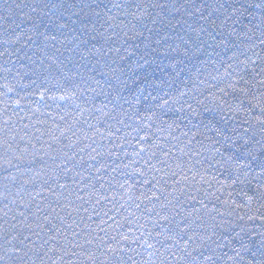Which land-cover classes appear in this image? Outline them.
<instances>
[{
  "label": "snow or ice",
  "instance_id": "obj_1",
  "mask_svg": "<svg viewBox=\"0 0 264 264\" xmlns=\"http://www.w3.org/2000/svg\"><path fill=\"white\" fill-rule=\"evenodd\" d=\"M149 9H158L159 12L154 15ZM147 19H151L153 24L159 23L158 29H147L151 33L150 36L144 35ZM77 23L79 27H76ZM97 24L101 27L107 25L111 29L108 35L104 32L98 33L104 37L105 43H111L107 51L102 46H93L89 55L94 58V63L84 65V71H80L81 66L76 57L79 55V60L86 59L84 53L80 52V45L87 48L89 43V40L82 37L90 31H95ZM22 25H30V28L22 30ZM121 32L125 40L143 37V40L147 41L143 51H140L139 44L134 46L139 52L138 59H133L134 67L128 63L117 62H126L136 55L135 52H129L127 48L122 49L117 45ZM54 33H59V46L49 43L58 40ZM24 37L25 44H20ZM96 38V35H92L89 39ZM33 44L35 49L31 53L24 51L25 45L31 48ZM14 45L20 46L13 47ZM0 47V58H3V63L0 64V78L7 81L8 75L12 74L10 65L13 64V57L17 61H27V65L22 63L21 66L27 68L24 75L28 76L32 85L38 80L51 79L55 80L56 85L63 91L64 94L59 97H50L52 100L75 101L80 99L84 92L94 93L96 98L103 96L106 103L102 102L101 107L95 110L110 117L117 124H123L121 116L127 115L122 110L120 101L129 103L121 95L125 89L131 93L129 79L132 84L137 81L141 84H152L157 79L165 83L162 76L157 75L161 73L175 83L187 69L189 80H180L187 90L177 88L176 95L171 98V103L179 107H169L167 111L186 112L184 119L189 123L190 117L201 115V106L204 113L212 115L207 118L206 123L201 120L188 131L181 133L187 140L185 148L188 149L181 151L189 160L177 162L176 168L179 171L169 169L166 175L196 182L198 176L201 180L204 179L201 172L196 170L197 165L201 168L204 165L209 168L220 165L232 180V184L246 183L249 186L252 195L245 193L248 211L257 214L249 215L248 219L259 220L264 227V212H261V209H264V0H165L164 3L156 0L151 3H145L144 0H92L91 3L87 0H12L10 4L5 0V6L0 10ZM21 52L23 55H18ZM222 52L223 55L228 52L232 54L222 60L225 65L224 73L212 76V79L222 83L226 80V83L224 87H218L220 96L210 93L214 107H208L205 104L207 97L200 90L206 82L201 78L200 68L196 66H206L210 61L205 57L214 55L220 58ZM109 53L116 54V58L111 61L104 59ZM163 60H168L169 63L164 65ZM189 64L192 65L191 69L188 68ZM126 69L132 74L129 79L122 78L127 75ZM217 72L219 73L218 69ZM97 76L100 79H97ZM3 88L5 91L0 93V96L7 97L8 93L14 91L9 83H5ZM149 96L156 99L151 93ZM40 99H45L44 92H40ZM147 99L148 96H145V100ZM3 103L4 112H7V100ZM109 104L112 109L106 111ZM165 105H169L168 100L160 107L164 108ZM148 111L151 114L142 117L141 121L147 119L153 123L142 125L135 131L139 133L144 128H151L155 121L159 120L160 126L156 131H168L173 139L179 141V137L172 135L171 131L176 121L167 123L151 108H148ZM60 119L63 121L64 117L61 116ZM8 123L5 120L4 126L0 127V149L3 150L0 153V160L3 161L0 168L5 172L14 168L24 176L26 172H31L32 166L39 161L41 169L58 171L67 177L73 172L76 164L83 166L85 163L83 157H80L71 167L68 166L74 160L75 153L69 155L65 149L79 144V139H73L77 136V132L73 130L74 125L65 122L64 127L55 124L54 127L43 130L33 125L31 127L34 130L29 132V124H23L17 131L8 127ZM91 127L92 125H89V128ZM208 132L213 135L209 136ZM152 135L155 133L150 135L145 132L139 137L145 143L135 155L144 159L141 154L147 153L144 166L136 169V174L140 177L163 171L152 163V160L158 159L159 156L165 159H158V162L168 166L166 158L171 155L170 151H155L154 149H160V145L153 142ZM205 141L208 143L205 144ZM20 143H24L23 148L19 147ZM86 147L92 148V152L96 153L89 156L91 161H96L97 155H104L92 145ZM79 151L83 152L84 148H79ZM202 153L208 155L192 161V157H201ZM108 155L113 153L109 152ZM47 161H51V165ZM103 167L106 165L101 164L95 171L100 172ZM39 175V172L34 173V176ZM34 176L23 180L15 193L9 182L14 187L17 177H4L6 182L0 191V264H138L131 254L135 253L143 260V253L139 252L138 248L148 252V259L143 260V264H264V231L252 233L240 226L237 232L230 220L222 219L218 222L211 214L206 220L203 215L193 217L192 213H189L178 222L176 229L169 227L166 232L157 231L156 238L152 241L148 238L153 237L151 232H148L147 236L144 232L139 236L121 232L119 239L116 236L108 237V241H115L113 245L104 238L94 237L92 232H84L80 223L73 218V211L78 213L82 207L77 206L75 201L87 202L80 194L83 189L75 180V177L84 179L81 171H76L72 177L73 184L76 185L74 189H70L67 183H59L60 176H55L57 188L64 191L58 192L50 186L46 187L45 190L51 194L53 200L37 201L36 197L41 196V192L37 191L36 196H33L27 189H23L24 184L32 183ZM180 180L175 182L179 184ZM142 183L156 189L160 180L153 175L151 180L144 179ZM43 184L47 186L48 180H44ZM91 187L95 189V185ZM21 189L27 194V200L21 195ZM180 192L184 195L183 189H180ZM142 195L150 203L154 199H161L155 195V191L152 195ZM204 195L209 193L205 192ZM72 196H75V201L69 199ZM190 198L196 199L195 196ZM164 199L167 204L172 203L167 196ZM254 202L259 203L258 208L251 207ZM199 203L207 209L202 200ZM167 204H162L161 211L155 214L171 224L169 216L162 214ZM70 206L72 210L67 211ZM136 207L140 208V205L136 204ZM145 211L151 213L155 208H147ZM238 219L243 220L244 217ZM117 227L122 228L123 225L117 222ZM253 235L259 239H253ZM122 242H126L127 247H124Z\"/></svg>",
  "mask_w": 264,
  "mask_h": 264
},
{
  "label": "trees",
  "instance_id": "obj_2",
  "mask_svg": "<svg viewBox=\"0 0 264 264\" xmlns=\"http://www.w3.org/2000/svg\"><path fill=\"white\" fill-rule=\"evenodd\" d=\"M10 4L12 0H7ZM31 2V0H28ZM91 3L92 0H87ZM145 3H151L152 0H144ZM156 2L164 3L165 0H156ZM5 6V0H0V10ZM27 11V9H25ZM155 15L156 12H159L158 9H149ZM259 15V13H256ZM163 15V13H161ZM75 20L76 18L73 17ZM147 28L144 30L145 36H150L151 33L147 29L156 30L159 28V23L153 24L151 19L145 20ZM76 27H79V23L76 24ZM239 27V26H237ZM30 28V25H22V30H27ZM104 32L105 35L111 33V29L104 25L101 27L97 24V29L95 31H90L82 38L89 40L87 48L84 45H80V52L84 53L86 59L79 60V55L76 59L80 64V71H84L83 66L90 63H94V58L89 55L92 47H103L107 51L109 44L111 42L105 43L104 37H101L98 33ZM58 36V40L55 42L59 46V33H54ZM130 35L132 33H129ZM92 35H96V40H90L89 38ZM26 37L22 38L20 44H25ZM35 39V37H34ZM147 41L143 40V37H138L135 40H125L123 37V32H121V39L117 41V45L123 48H127L129 52H135L136 55L134 58H129L126 62L118 63H128L134 67L133 59H138L139 52L136 51L135 45H140V51H143L144 45ZM20 45H14L13 47H19ZM155 46V45H153ZM35 49V44L29 48L27 45L24 47V51L31 53ZM2 50V47H0ZM220 51V50H218ZM226 51V50H224ZM211 52V49H209ZM123 54V51L121 52ZM231 52H228L227 55H231ZM18 55H23V53H18ZM227 55H223L220 58H216L214 55L212 57H205L209 59V63L206 66L197 65L196 67L200 68L202 77L205 80V84L201 86V89L204 92V96L207 97L205 104L208 107H214L212 96L210 93H215L216 96H220L218 87H224L225 82H220L212 79V76L223 74L225 71V65L222 63V60L227 59ZM97 59L99 57H96ZM116 58V54L109 53L108 56L104 57L111 61ZM242 58V57H241ZM13 64L12 74L8 75V80L5 81L3 78H0V93H3L5 89L3 85L9 83L14 91L7 94V97L0 96V127L4 126V121L7 120L8 127L14 128L17 131L22 127L23 124H29V132L33 131V127H39L42 130L48 127H54L55 124H60L61 127L67 124L74 125L73 130L77 132V136L73 139H79V144L75 145L73 148L65 149L69 155L75 153V158L72 162L69 163V167L72 166V163H75L80 157H83L85 163L82 165L76 164L73 172H70L68 176H64L63 173L58 171H52L50 169H41L40 162L38 161L36 165L32 166L33 170L31 172H26L24 176H21L16 169H8L5 172L0 168V191L3 190V185L6 182L5 176H16L17 180L15 186L13 187L9 182V186L12 188V191L15 193L22 181L33 177L34 173L39 172V176H34L32 183L24 184L23 189H27L28 193L36 196V192H41V196H37L36 200L40 201L42 199L53 200L54 198L48 193L45 189L46 187H52L56 191H64L63 189L57 188V181L55 176L58 174L60 176L59 183H67L70 189L76 187L73 184L72 177L75 175L76 171H81L84 177L81 180L80 177H75V180L78 182L79 187L83 189L80 193L84 196L83 201H75V196L69 197V199L74 200L77 206L80 207V211L77 213L73 211V218L80 223L81 229L84 232H92L94 237L104 238L107 242L115 245V241H108V237L116 236L119 239V234L121 232L126 234H135L140 235L141 232L145 233L147 236L148 232L153 233V237H148L152 241L155 237L157 231H167L169 227L176 229L178 222H180L183 217L189 213H192L193 217L197 215H203L207 220L209 214L216 218V221H221L222 219L230 220L233 227L238 232L240 226L249 229L252 233H258L264 231L262 227V222L259 220H249V215H256L255 212L248 211V196L252 195V192L249 190V186L245 184H232V180L228 178V174L224 172L220 165H215L212 168H209L208 165H204L201 168L199 165L196 166V170H199L203 175L204 179L201 180L198 176L196 182L191 180L183 181L180 180V177H171L166 175L169 172V169L174 171H179L176 168L177 162H185L189 160L188 156L183 155L181 149L188 151L185 148L187 140L181 135L182 132L188 131L192 128V125L198 124L201 120L207 122V118L211 117V113H204L203 106H201V115L199 117H190L191 123L188 120L184 119L187 116V113H173L168 112L169 107L176 108L179 105H173L171 103V98L176 95L177 88L187 90L184 87V84L180 83V80L188 81L187 69L185 73H182L180 77L177 78L176 82L169 80L167 76L157 73L158 76H162V79L166 81L162 83L161 80H154L152 84H141L137 81L136 84L131 83V72H127L124 79H129V85L131 88V93L129 90L125 89L121 92V95L124 96L125 100L120 101L123 108L122 110L127 113V115L121 116V119L124 120L123 124H117L110 117L105 116L102 112H98L95 109L101 107V103L105 102V98L100 96L95 97L94 93L84 92L83 96L80 99L72 100H52L50 97L55 96L59 97L63 95V91L56 85L55 80H38L35 85L31 84L28 76H25L24 73L27 71L26 67H22L21 64L27 65V61H17L15 57L12 58ZM3 63V58H0V64ZM168 60H163V64L167 65ZM71 67V65L69 66ZM188 68L191 69L192 65L189 64ZM219 70V73L217 72ZM76 69H73L75 71ZM170 71V70H169ZM195 71V69H192ZM19 73V75H17ZM97 79H100L97 76ZM189 87L191 83L189 82ZM140 89H143L141 91ZM40 92L45 93V99H40ZM149 93L152 96H155L156 99H152L149 96ZM145 96H148V99L145 100ZM4 100H7V112H4L5 104ZM19 101L17 104L16 101ZM168 100L169 105H165L164 108H161V105H164V101ZM246 106V105H245ZM143 108V111L141 109ZM148 108H151L157 115H160L162 119L166 120L167 123H172L176 121V125H179L177 128L176 125H173L172 135L178 136L179 141L175 140L168 134V131L157 132V127L160 126V121H155V125L151 128H144L143 131L139 133L135 129L142 127V125H151L153 122L142 117H147L151 113L148 111ZM112 105H108L106 111H111ZM138 113V115H137ZM167 113V115H164ZM242 115V113H241ZM63 116L64 120L62 121L60 117ZM179 117V119H177ZM23 118V119H21ZM37 121H45L44 124H37ZM231 123V121H229ZM89 125H92L89 128ZM166 127V125H165ZM82 130V131H81ZM195 131V129H193ZM145 132H148L152 135V140L154 143L160 145V149H154L158 153L161 149L170 151L171 155L166 158L167 165L160 164L158 159H165L162 156H159L158 159H153L152 163L156 164L157 168H162V172L157 173H148L146 177H140L136 174V169L142 168L144 166V159L147 158V153H142L141 157H137L135 152L145 143L141 141L139 137L143 136ZM58 134V133H57ZM209 136H212V132L207 133ZM2 135V133H0ZM69 135H71L69 133ZM90 137L85 139L84 137ZM47 139V137H45ZM203 139V137H200ZM93 140L95 143H93ZM68 143V141H64ZM208 141H205L207 144ZM87 145H92L96 147L99 152H102L103 156H96V161L89 160L90 155H96L92 152V148L86 147ZM20 148L24 147V143H20ZM39 147V145H37ZM198 148L199 145H196ZM79 148H84L83 152L79 151ZM0 149V153H2ZM223 151V149H222ZM111 152L113 155L109 156L108 153ZM208 155V153H202L201 157H192L194 162L197 159H202L203 156ZM219 159V157H217ZM59 162V161H58ZM0 163H3L0 160ZM51 165V161H47ZM214 163V162H213ZM101 164L106 165V167L101 168L100 172H96L95 169L100 167ZM92 165V167H88ZM127 165V167H125ZM191 167V164L188 165ZM87 169V170H84ZM115 169V171H113ZM206 169V171H205ZM155 175L157 179L160 180V184L156 186V189H152L150 185L142 183L144 179L151 180L152 176ZM191 176V173L188 174ZM215 177V179H213ZM235 175L233 174V179ZM44 180H48V185L43 184ZM180 180V183L177 184L175 181ZM206 181V182H205ZM95 185V189L91 186ZM103 185V187H101ZM121 185H124L122 188ZM231 185V187H229ZM180 189L184 190V195H181ZM155 191V195L161 197L159 201L155 199L150 203L148 200L144 199L142 193H147L152 195ZM207 192L209 195L205 196L204 193ZM171 194V195H169ZM214 194V195H213ZM21 195L25 200L28 199L26 193L21 189ZM167 196L168 200H171V204H167V201L164 197ZM195 196L196 199L192 200L190 197ZM107 197V199H105ZM139 197V199H137ZM219 197V199H217ZM178 198V199H177ZM99 200V203H97ZM203 201L207 205V209L202 207L199 201ZM227 201V203H225ZM136 204L140 205V208L136 207ZM167 204V207L163 210L162 214L168 215L169 220L172 221L169 224L167 221L161 220L155 213L161 211V205ZM240 205L241 207H237ZM175 206V210H173ZM155 208L154 212H147V208ZM251 207L253 209L259 207L258 202H254ZM86 209V211L84 210ZM71 206L67 211H71ZM261 212H264V209H261ZM179 213V215H177ZM231 213V215H228ZM63 214V213H62ZM106 214V215H105ZM220 214H224L223 216ZM2 215V213H0ZM243 216L244 219L240 220L238 217ZM91 217V219H89ZM131 221V223H129ZM117 222L123 225L122 228L117 227ZM87 226V227H85ZM103 229V231L101 230ZM131 230V231H130ZM247 239V238H246ZM253 239L258 240L259 237L253 235ZM97 243L99 240L96 241ZM124 247H127L126 242H122ZM136 247V245H133ZM138 251L143 253V260L148 259V252L143 248H138ZM133 258L138 261V264H143L141 256L131 253ZM103 259V257H101Z\"/></svg>",
  "mask_w": 264,
  "mask_h": 264
}]
</instances>
